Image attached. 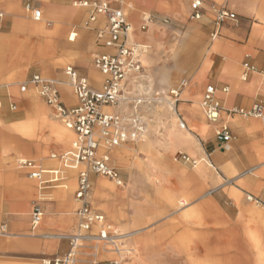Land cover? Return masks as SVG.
Masks as SVG:
<instances>
[{
	"label": "crops",
	"instance_id": "0c3cea01",
	"mask_svg": "<svg viewBox=\"0 0 264 264\" xmlns=\"http://www.w3.org/2000/svg\"><path fill=\"white\" fill-rule=\"evenodd\" d=\"M203 1L205 6L201 16L198 19L190 18L178 28L203 30L201 35L205 39L209 34V51L216 55L218 60L217 64H213V73H210V60L206 58L180 91L179 99L190 92L194 100L179 105L181 111H176V114L183 115L186 127L181 133L173 136L174 144L181 146L187 153L178 152L198 159L197 165L203 163L196 168L194 183L190 185L154 187L159 193V190H167L169 196L150 198L153 210L149 218L153 221L146 227L134 232L120 233L129 238L128 242L134 249V252L129 250L130 254L133 253L131 255L115 254L117 261L123 264H264V213H256L264 208V204L256 207L246 199L249 194L264 201V114L261 118L240 115L227 117L223 114L222 121H226L229 127L230 138L226 143H219L215 136L219 124L208 125L203 121L198 110L200 102L196 100L197 97L200 98L202 83L208 79L206 84L211 83L217 88V97L224 109L248 108L256 101H262L264 108V4L261 0ZM122 3L127 20L132 25L130 18L135 12L133 2ZM212 3L218 4L216 7L219 8L226 7L236 14V18L217 24L214 10L211 9ZM1 6L6 13L13 16L2 21L0 28V226L6 225V234L0 233V264H43L44 258L65 254L69 240L61 235L71 234L77 227L75 212L79 203L74 198V192L78 171L65 170L62 185L40 187L36 180L29 178L24 171L16 167L15 160L19 157L30 158L40 163L43 168H59V162L49 157L54 165L45 167L43 162L36 158L16 156L8 144L3 146V135H10L9 131L15 132L9 125L25 119L39 124L46 121L51 125L46 131L48 133L57 128V119L51 117V109L38 99L32 86L24 93H19L12 84L9 86V83L15 80L24 66L34 62L43 67V72H48L49 65H52L49 61L53 58L52 50L66 51L69 45L68 33L64 35L67 17L64 20L63 13L52 7L43 14V20L40 18L34 23L22 19L19 6L13 0H0V10L4 13ZM146 15L149 14H142L141 22ZM47 16L53 22L51 27H48L49 24L45 21ZM74 18L76 19V16ZM103 23V16H99L95 26H101ZM172 26L173 24L165 25L166 29ZM150 29L160 28L150 26L147 29L149 31L135 35L136 38L145 43H150L152 39L158 41L151 35ZM74 34L77 36L76 32ZM164 46L156 42L158 50ZM195 46L200 47V44ZM244 53L253 54L251 61H248L255 67V71L241 83L237 81V65ZM38 58L44 59L45 64H41ZM74 58L85 66L87 77L89 76L95 88L99 81L101 84V80L94 76V72L98 71L85 55ZM59 85L60 95L65 103L75 104V97L67 86V81H61ZM186 86H189V89H186ZM224 86H227L229 91L225 94L220 91ZM8 99L9 105L6 102ZM105 109L111 111L116 107ZM3 127L9 131H5ZM189 135H195L196 138H190ZM20 137L17 149L23 154L32 151L34 155H38L48 147L63 153L70 142L64 140L60 145H47L46 142L34 144L30 139L21 135ZM189 150L193 151V155L189 154ZM131 151L138 168L129 176L132 188L141 177L152 184L147 178V166L141 159L143 152H138L137 148L132 149L126 143L117 145L111 153V164L114 166L113 158H117L121 153L128 155ZM201 155L203 156L198 157ZM118 170L124 180V185L118 186L123 188L127 181L119 168ZM93 174L90 173L91 185H94L90 197L93 207L101 208L113 223H130L129 215L122 213L121 207L129 196L136 194L137 188L116 191L108 181L97 179ZM28 180L36 184L37 199L32 202L38 201L43 209L41 223L37 227H33L31 223L32 206L28 204V196L32 186ZM237 191L244 194V214L242 209L245 203ZM181 199L183 206H177ZM114 208L117 212H114ZM34 231L36 233H33ZM240 238L246 245L247 252L251 254L247 260H242ZM101 253V257L113 258L111 251L102 249Z\"/></svg>",
	"mask_w": 264,
	"mask_h": 264
},
{
	"label": "built area",
	"instance_id": "2783aa9c",
	"mask_svg": "<svg viewBox=\"0 0 264 264\" xmlns=\"http://www.w3.org/2000/svg\"><path fill=\"white\" fill-rule=\"evenodd\" d=\"M189 1V18L198 19L202 14L204 1ZM73 4L87 10V25H93L95 40L107 49L98 50L92 56L93 65L101 76L100 86L95 88L90 79L71 64L64 67V74L68 78V85L76 100L73 105L65 103L56 81L38 73H33L19 86L20 92H25L29 86L34 87L52 112L61 120L63 119L67 127L75 134L67 150L60 154H50V158L59 162V168H43L40 163L30 158L19 157L15 160L16 167L24 171L29 178L36 180L40 187L62 185L65 170L78 171L77 187L74 192V198L79 203L75 212L78 232L61 235L69 240L65 254L44 258L43 264H78V248L82 246L83 240L97 243L102 241V249L105 248L114 253L123 252L124 256L130 254L124 245L116 243L115 236L110 234L109 225L104 221V215L93 209L89 203L88 194L92 187L90 173L107 177L117 186H123L124 180L118 168L111 164V153L117 145L134 142L147 131L145 119L140 111L141 105L146 103V100L141 96L132 97L128 93L129 80L143 69L142 58L146 50L143 45L129 39L133 28L127 20L122 0H77ZM24 5L33 20L41 18L42 11L33 8L28 1ZM99 16H103L104 23L101 26H95ZM235 18L236 14L224 6L214 8V19L219 25L226 19ZM3 19L4 13L0 10V28L3 25ZM155 21L157 20H154L151 15L144 16L138 26L139 31L147 30L150 23ZM158 21L166 26L172 25V21L165 17L159 18ZM254 71L255 67L248 60H243L240 71L241 80H246ZM185 84L186 81L183 80L176 89H170L169 92L174 96L173 103L179 100L180 91ZM220 91L224 94L229 92L227 86ZM217 93V88L213 84H206L200 107L208 123L219 124L215 132L219 143H226L230 138L229 127L226 121H222L223 114L227 117L240 115L256 118H261L264 114L262 101H256L248 108L224 109ZM155 96L156 99H161L159 93ZM12 106L15 108L14 104ZM105 106L116 107V109L107 111L103 109ZM179 123V127L185 129L186 124L182 118ZM175 158L192 166L199 162L198 159L189 157L183 152H177ZM246 199L256 207L264 204V201L249 194L246 195ZM32 204L31 223L33 227H37L41 223L43 209L38 201H33ZM93 226L97 227V234H88ZM0 233L6 234L5 224L0 226ZM88 254L95 258L96 251L94 253L90 250ZM89 263L120 264L119 261L111 259H92Z\"/></svg>",
	"mask_w": 264,
	"mask_h": 264
},
{
	"label": "rangeland",
	"instance_id": "374dc122",
	"mask_svg": "<svg viewBox=\"0 0 264 264\" xmlns=\"http://www.w3.org/2000/svg\"><path fill=\"white\" fill-rule=\"evenodd\" d=\"M13 1L16 5L19 6L20 15L22 16V19L24 18L27 21H31L34 23L38 21L33 20L31 18L30 12H27L25 10V5H24L25 2L28 1L30 5L33 6V8L42 11V15H41L42 20H43V14L52 7L53 8L55 7L60 12L63 13L64 20L67 17V21H66L67 24L65 25L64 35L66 36L67 33L72 31L77 33L75 39L73 41L68 42L69 45L67 46L66 51L64 50L62 51L60 49L52 50L53 58L49 59V61L59 60L60 62L61 60L65 59L66 61H63L64 64H60L58 66L49 65L48 72H43V67L37 62H34L32 64H27L26 66H24L20 74L16 78H14L15 80H12L14 83L13 82L9 83V86L12 84L17 92L24 93L19 91V86L22 82H25V80H27L33 72H37L42 76L53 79L54 81H56L59 88H60L59 83L61 81L66 80L68 83V78L64 74V67L68 64L75 66L82 75L87 76L85 66L83 64L78 63L74 57L78 55H85V57L89 59L92 66L94 67L92 60L93 54L97 50H107L106 48L100 46L95 40V33L92 30L93 25H87L86 22L88 16L87 10L73 4L77 0H13ZM123 1L133 2L134 11H135L132 17L130 18V21H132L133 30L129 34V39L134 40L139 44L143 45V47L146 50V53L143 55L142 58L143 69L140 73L134 74V76L129 80L128 84L130 90L128 89L129 91L128 93L132 97L141 96L145 98L146 103L141 105L140 111H142V115L145 119L147 131L145 134H143L141 137L136 139L134 142H126V144L131 146L132 149L137 148L138 152L139 151L143 152V154L141 155V159L142 162L147 166L146 168L148 169L147 178L151 180L152 184L146 181V178L144 177L138 179L136 185L133 187V188H137L136 194L133 196L132 195L129 196L126 203L121 207L122 213H125V215L127 213L129 215L130 223H125V224L118 222L113 223L112 221H110V219H108L109 217L101 210V208L99 209L93 207V204L91 203L90 200L92 187L94 186L93 183L91 190L88 194V200L89 203H91L93 209L99 212L101 211L103 213L104 218L107 221V224L109 225L110 234L115 236L114 239H116V243L118 245L121 243L122 245H124V248L126 250H132V252H134L133 245H130L128 242L129 238H127V236L121 235L120 233L137 231L138 229L146 227L150 222L153 221L149 218V216L151 215L150 212L153 210L152 203L150 202V198L152 197L154 199L155 197L169 196V194L166 193L167 190L165 189L159 190L161 192L159 193L158 190L154 189V187H159V186L167 187V186H172V184L190 185L191 183H194L193 182L194 172L196 168L203 163L201 162L197 166L193 167L191 164L189 165L177 160L174 156L175 152L178 151L186 152L181 148V146H177L173 144V138H174L173 136L176 135L178 132L181 133L183 130V128L179 127V121L183 117V115L181 114L177 116L176 111L177 112L181 111L179 110V105L181 103L188 104L189 102H193L194 99L193 96H191L190 92H188L187 94L181 96V99L173 103L174 96H172L169 91L170 89H176L181 81L185 80L186 82H188L189 80H191L196 70L201 66L203 62H205L206 58L210 60V67H211L210 73L211 72L213 73L214 70L213 64L214 65L217 64L218 58L216 57V55H214L212 52L209 51L210 44L208 43L209 40L211 39L209 34L206 36L205 39L203 35H201L203 30L201 31L199 29L194 30L189 27L178 28L181 25L186 24V22L190 19L189 0H122V2ZM261 3L264 4V0H261ZM204 6L205 5H203L202 10H204ZM214 6L216 7L219 5L216 3H212L211 4L212 11L215 8ZM184 9L186 10V12ZM3 11L5 13V17L3 21L9 20L10 17L13 16V14L6 13V10L3 9ZM143 13L151 15L154 18V20H157L153 24H150V26H154L160 29H150V30L152 32L151 35L154 36V38H157L158 41H154L152 39L150 43H145V42H141L139 39L136 38L135 35L149 31V30L139 31L137 29L141 22L140 19ZM74 16H76V19L74 18ZM164 17L172 21L173 24L172 27H168V29H166L165 25H162L158 21L159 18H164ZM45 21L47 24H49L48 27L52 26L53 22L50 20L49 16L46 17ZM83 33L84 35H82ZM156 42L161 43V45L162 44L165 45L164 48L158 50L156 48ZM197 43L200 44V47L195 46ZM252 56L253 54L244 53V55L240 59V62L237 65L238 82L242 83L243 81H246V80H241L240 78V74H241L240 65L242 60L246 59L251 61ZM42 63L45 64L44 59H42ZM207 81L209 80L206 79L201 85L202 86L200 89L201 95H202V89ZM99 86H100V81L97 84L96 88ZM188 87L189 86H186V89H189ZM32 88L35 89L34 87ZM27 89L28 87L26 88V90ZM157 93L161 95V99H156L155 95ZM35 95L38 97L39 100L44 102V100L40 97V95H38L37 90ZM201 95L199 98V102H201ZM6 102L8 104L9 99ZM13 109L15 110V108ZM113 110L115 109H111V111ZM198 110H200L201 118L203 119V121L209 125V123L206 121L203 115L200 104ZM49 113H51L52 117L60 121V118H58L54 113H52V110L51 111L49 110ZM25 120L31 121L34 124L35 127L33 129L35 132V137L39 139H45L51 141L53 140L52 143L59 145L57 141L53 139V134L56 133V131L49 133L46 132L48 130L45 125L47 124L46 121L39 124L31 119H25ZM15 124L16 123L9 125V128L14 130L15 132L9 131L8 129H4L3 127L5 131L7 130L10 132V135L8 136L3 135L4 136L3 146H7L8 144L10 149L15 151L16 156H29L20 152V150L17 149V144L19 140H21L20 135L23 136L24 138L31 137V135L24 136L21 132H18L15 129ZM0 125L2 124L0 123ZM69 136L71 137L72 140L74 137V132L71 131ZM189 137L190 138L193 137L194 139L196 138L195 135H189ZM69 145L70 142L65 147V150L68 148ZM50 149L51 148L48 147L47 148L48 151L44 150V152L38 155H34V154L30 155V157L40 160L41 162H43L42 164H44L45 167H52L54 165V162L51 161L49 158V155L52 151ZM132 154L133 151H131V153L128 155L127 154L123 155V153H121L120 156H117V158H113L114 166L118 167L121 173L123 174V176L126 178L127 185L125 187L123 188L119 186L117 187L113 181L101 175L93 174L94 177H96L97 179L102 178L108 181L110 184L114 186L116 191H128L129 189L132 188L129 181L130 173L138 169L134 163V156ZM202 156L203 155L198 157H202ZM12 165L15 168V164L13 160H12ZM28 181L30 183V186H32L30 189V194L28 196V202H29L28 204L31 207L32 200L37 199L36 184L33 181L30 180ZM57 189H61V188H57ZM237 192L241 196L240 198L243 199L245 203L244 208L242 209L244 214L246 212V202L244 199V194L241 193L240 191ZM50 198L51 199L53 198L52 194ZM182 203L183 201L181 199V202L177 203V206H183ZM114 210H115L114 212H117L115 208ZM256 213H264V208L258 210ZM97 231H98L97 227L93 226L92 229L88 231V234L95 235L97 234ZM76 232H78L77 227L75 228L74 232H72L71 234H74ZM33 233H36V231H34ZM81 243L82 246L78 248V258H79L78 264H91L89 263V261L92 259H96V260L106 259L104 257H101L102 255L101 251L103 248L102 241L97 243L94 241L83 240V242ZM239 246L241 248V254L243 258L242 260L249 259L251 257V254L247 252L246 245L242 242L241 238H240ZM90 250H92L94 253L96 251V254H94L95 258L91 257L88 254ZM121 253L123 254V252ZM107 254L110 253L107 252ZM115 254L116 253L111 252L113 258H107V259L117 261L118 257H116ZM120 264L123 263L120 262Z\"/></svg>",
	"mask_w": 264,
	"mask_h": 264
},
{
	"label": "bare ground",
	"instance_id": "6f19581e",
	"mask_svg": "<svg viewBox=\"0 0 264 264\" xmlns=\"http://www.w3.org/2000/svg\"><path fill=\"white\" fill-rule=\"evenodd\" d=\"M12 12V11H11ZM75 36H76V34H74V32H69L68 34H67V40H69V41H73L74 39H75ZM38 61L39 62H41L42 63V59L41 58H38ZM63 61H66L65 59L64 60H61L60 62H59V60L58 61H56V60H51L50 61V63H52V65H55V64H60V63H63ZM94 76H96L97 77V79L99 80L101 77L99 76V74L98 73H95L94 72ZM68 86V85H67ZM126 90H127V88H126ZM130 90V89H129ZM196 100H198V102H199V98L197 97L196 98ZM197 102V101H196ZM110 107H112V106H105V107H103V109L104 110H107V111H109L110 109H105V108H110ZM50 108V107H49ZM124 108V107H123ZM125 109V108H124ZM53 113V112H52ZM55 114V113H54ZM52 117V116H51ZM57 122H56V126H57V128H54L55 129V131H56V133H54L53 134V139L55 140V141H57V143L60 145V143H62V141H64V140H69L70 141V143H71V137L69 136L70 135V132H71V129L70 128H68L67 127V125L65 124V122L64 121H59L58 119L56 120ZM180 124V123H179ZM46 125V127H47V129L49 128V127H51V125L50 124H45ZM35 126H34V124L31 122V121H27V120H25V121H20V122H16V124H15V129L18 131V132H21L24 136H30L31 135V137H26V138H28V139H30V141L32 142V143H34V144H38V143H40V142H46V144L47 145H53L54 143H52L53 142V140L51 141V140H45V139H39V138H37V137H35V132H34V128ZM74 138V137H73ZM173 144H174V141H173ZM33 146V145H32ZM178 146V145H177ZM31 150L33 149V148H30ZM39 149V148H38ZM192 149V148H191ZM46 151H48L47 149H45ZM50 150H52L51 151V153L50 154H52V153H57V154H60V152H58V151H56V150H53V148L52 149H50ZM157 150V149H156ZM30 152H32V151H30ZM30 152H28V153H26L25 155H32L33 154V152L32 153H30ZM189 154H192L193 155V151L192 150H189ZM49 157H50V155H49ZM47 159H49V158H47ZM68 189V188H67ZM251 234V233H250ZM255 238L253 237V240H254ZM103 250H105V251H108L107 249H103ZM112 252V251H111ZM119 253H121V252H119ZM119 253H116V254H119Z\"/></svg>",
	"mask_w": 264,
	"mask_h": 264
}]
</instances>
